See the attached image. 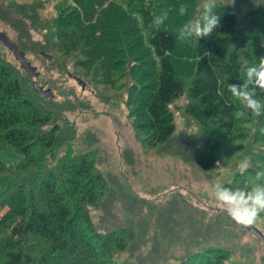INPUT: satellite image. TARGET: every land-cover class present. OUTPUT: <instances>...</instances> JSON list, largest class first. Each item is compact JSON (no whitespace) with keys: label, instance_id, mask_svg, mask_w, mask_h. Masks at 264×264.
<instances>
[{"label":"trees","instance_id":"1","mask_svg":"<svg viewBox=\"0 0 264 264\" xmlns=\"http://www.w3.org/2000/svg\"><path fill=\"white\" fill-rule=\"evenodd\" d=\"M73 2L76 5L64 7L65 15H57V26L49 31L48 58L60 60L66 68L65 59L78 52L76 65L87 75L99 74L104 82L117 84L115 75L121 74L118 85L127 89V105L133 106L131 112H141L151 131L148 146L166 143L175 130L168 105L185 91L175 67L177 52L185 45L177 36L189 19L181 11L182 0ZM214 10L221 17L219 27L208 37L192 36L191 53H183L194 58L187 87L190 101L183 111L200 126V143L193 148L192 159L204 172L213 167L236 128L255 119L264 123V90L254 83V75H247L250 68L259 70L264 57L257 20L250 21L251 34L236 52L231 48L236 30L232 9L217 4ZM127 50L129 57L124 56ZM128 62L139 80L147 76L146 93L136 88L145 82L124 85L121 67ZM18 74L0 61V151L10 145L20 155L16 165L0 160V264H123L115 253L128 248L133 231H100L88 211L107 189L105 177L95 167V155L85 152L65 159L59 167L47 166L46 151L54 146L58 128L45 129L52 114L26 94ZM228 85L252 94L261 104V114L247 109ZM238 112L244 115L238 117ZM216 250L195 251L182 264H228L227 255Z\"/></svg>","mask_w":264,"mask_h":264},{"label":"rangeland","instance_id":"2","mask_svg":"<svg viewBox=\"0 0 264 264\" xmlns=\"http://www.w3.org/2000/svg\"><path fill=\"white\" fill-rule=\"evenodd\" d=\"M71 1L0 0V31L24 51L39 71L35 79L52 90L53 98L33 90L32 78L1 41L0 61L19 73L26 94L51 112L45 129L57 125L56 142L46 151L47 166L59 167L65 159L85 152L95 155V167L105 177L107 189L97 205L88 207L94 225L100 231L129 228L134 233L128 248L115 253V259L123 264H182L195 251L212 248L227 255L228 264H264V242L256 231L264 236V211L253 223H238L229 214L230 206L219 199L221 193H228L245 201L244 208L264 200V123L255 119L236 128L208 172L192 159L193 148L200 143V126L183 111L190 101L187 87L194 71L193 55L183 53L190 52V25L200 20L202 6L211 0H182L189 19L177 36L185 45L177 52L175 67L185 91L168 105L175 126L172 136L154 148L148 146L151 131L141 112H131L133 106L126 103L127 89L118 85L121 74L115 75L117 84L104 82L99 74L87 75L76 65L78 52L65 59L66 68L60 60L48 58L49 31L57 26L56 16L65 15L64 7L76 5ZM226 2L217 0V4ZM228 6L236 17L234 51L240 52L242 39L251 34L248 27L253 19L258 36L264 38V0H234ZM127 52L125 57L130 55ZM129 62L121 67L124 85L147 81V76L139 80L130 71ZM143 85L136 87L142 94L148 84ZM0 160L16 165L20 155L8 145L0 151Z\"/></svg>","mask_w":264,"mask_h":264},{"label":"clouds","instance_id":"3","mask_svg":"<svg viewBox=\"0 0 264 264\" xmlns=\"http://www.w3.org/2000/svg\"><path fill=\"white\" fill-rule=\"evenodd\" d=\"M233 3L234 0H227L225 4L231 5ZM216 5L217 0H211L210 3H205L202 6L204 8V12L200 20H197L190 25L188 30L189 36H194L195 38L208 37L214 32L216 28L219 27L221 17L214 10ZM181 11H183V8ZM247 75L249 78L254 75V83L259 86L261 90H264V57L260 58L259 70L257 71L255 68H250L247 72ZM244 88H247V83L244 85ZM228 90L234 97L246 102V108L249 109L253 114L256 116L261 114V104L257 100L251 98L252 94L246 91L238 92L236 85H228ZM236 115L239 117L243 116L244 114L238 112ZM219 199L230 206L229 214L233 217V219L237 220L238 223H253L258 218L259 212L264 211V200L257 199L254 201V207L244 208L243 204L245 201L228 193H221Z\"/></svg>","mask_w":264,"mask_h":264},{"label":"water","instance_id":"4","mask_svg":"<svg viewBox=\"0 0 264 264\" xmlns=\"http://www.w3.org/2000/svg\"><path fill=\"white\" fill-rule=\"evenodd\" d=\"M0 41L13 53L16 60H18L20 67L26 72V74L30 78L34 79L32 81V86L34 90L38 94L44 97L53 98L54 93L52 92V90L50 88H44L42 85L38 84V82L35 80V78L39 76V71L36 69V67L32 65L31 62L26 59L25 53L19 48H17L16 45L11 42L9 37L2 31H0ZM76 80L82 82L79 78H77ZM256 231L264 242L263 234L258 230Z\"/></svg>","mask_w":264,"mask_h":264},{"label":"crops","instance_id":"5","mask_svg":"<svg viewBox=\"0 0 264 264\" xmlns=\"http://www.w3.org/2000/svg\"><path fill=\"white\" fill-rule=\"evenodd\" d=\"M0 212H1V209H0Z\"/></svg>","mask_w":264,"mask_h":264}]
</instances>
